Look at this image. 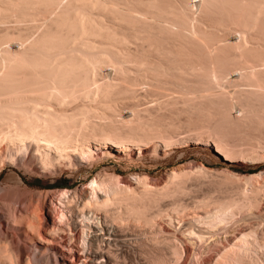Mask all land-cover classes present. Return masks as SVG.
Returning <instances> with one entry per match:
<instances>
[{"label": "bare ground", "instance_id": "6f19581e", "mask_svg": "<svg viewBox=\"0 0 264 264\" xmlns=\"http://www.w3.org/2000/svg\"><path fill=\"white\" fill-rule=\"evenodd\" d=\"M197 1L132 0L126 7L166 18L235 17L264 38V0ZM115 2L0 0L1 174L7 167L36 174L81 172L82 165L104 158L128 165L137 155L138 160L168 156L166 151L179 145L180 138L169 134L163 123L146 121L138 109H119L122 100L135 94V81L124 68L135 57L125 48L119 51L118 45L127 43L125 37L93 16L94 11H111L125 20L124 8ZM262 42L251 49L242 38L237 49L253 52L254 62L264 66ZM180 54L186 56L165 50L154 63L139 58L135 64L160 81L167 76L181 79L185 70L174 66L185 59ZM107 69L114 74L98 79ZM78 101L80 105L70 107ZM181 103L187 109L186 102ZM215 152L231 162L220 145L215 144ZM253 157H264V151ZM11 173L17 186L0 190V264H67V257L69 264H126L119 257L136 259L138 252L148 256L146 264H173L189 254L195 264H264V221L262 227L240 225L253 220L251 216L260 218L262 175H232L244 186L232 189L233 194L206 196L191 207L184 199L190 181L207 175L202 165L188 172L173 169L155 186L147 176H135L133 182L97 174L88 185L37 193L22 189V178ZM220 230L223 239H217ZM21 236L31 250L20 243ZM67 236L68 256L57 248L68 244ZM210 239L218 242L217 249L204 259Z\"/></svg>", "mask_w": 264, "mask_h": 264}, {"label": "rangeland", "instance_id": "374dc122", "mask_svg": "<svg viewBox=\"0 0 264 264\" xmlns=\"http://www.w3.org/2000/svg\"><path fill=\"white\" fill-rule=\"evenodd\" d=\"M115 1L116 5L124 8L122 16L125 20L116 19L111 11L103 14L94 11L93 16L119 36L126 38L127 43L118 45L119 51L125 48L135 57V62L144 58L146 64L156 62L158 54L165 50L186 54L184 60L174 65L181 67L183 72L185 70L181 79L167 76L160 81L150 72H146L147 70H143L144 68H139L135 62L125 64L126 72L135 81V94L132 99L122 100L119 104L123 113L138 109L146 121L155 119L154 123H163L169 134L180 138L179 145L166 151L168 156L160 153L157 157L147 156L138 160L137 155V162L128 165L104 158L95 165H82L81 172L64 170L36 174L7 167L0 173V190H11L17 186L11 173L13 171L22 178V189L37 193L72 190L84 184L88 185L90 178L97 174H101L103 178L115 175L120 180L132 181L135 176H147L155 186L164 183L167 174L173 169H184L188 172L200 165L207 169V175L192 179L188 184L190 194L184 202L191 207L206 196L217 197L222 191L233 194L232 189L244 186L241 181L233 179L232 175H262L259 183L264 186V157H253L254 154L264 151V66L254 62L253 52L241 54L237 49L242 38H245L249 48H260L263 36L259 35V32L251 31L249 24L235 17L201 14L185 18H166L151 14L145 8L126 7L132 0ZM193 2L196 4L198 1ZM179 4L183 5L181 1ZM10 29H16L14 24L10 23ZM195 33L197 36H193ZM190 67L198 69L199 73L198 70L192 72ZM112 74L114 73L107 69L97 78L103 80L105 75ZM183 101L188 105L187 109L182 106ZM80 103L78 101L70 107L74 108ZM198 137L202 140L193 139ZM193 141L201 143L194 144ZM215 144L228 152L231 162L223 160L215 152ZM262 196L263 199L264 194ZM258 208L260 211H257V216L260 218L251 216L253 220L247 218L246 222L240 225L261 224L262 227L264 201ZM14 223L21 225L19 222ZM236 227L238 226L231 228L229 232ZM167 229L173 231L171 227ZM14 231L20 235L22 233L20 229ZM217 234V239L224 238L223 230ZM65 239L67 241L68 236ZM20 241L32 249L22 236ZM68 245L69 243L65 247L57 248L68 256ZM205 245H208V249L204 251L202 258L210 259L217 249L218 242L210 239ZM138 253L136 259L129 257L132 261L127 259V262L121 257L119 261L126 264H133V260L134 264L136 261L137 264L148 263V256ZM255 257L259 258L261 255ZM190 258L191 254L173 264H195L194 259ZM67 259L64 262L69 264L71 258Z\"/></svg>", "mask_w": 264, "mask_h": 264}]
</instances>
